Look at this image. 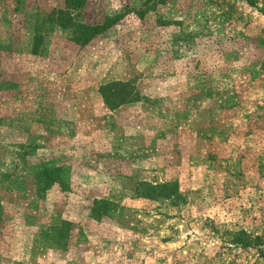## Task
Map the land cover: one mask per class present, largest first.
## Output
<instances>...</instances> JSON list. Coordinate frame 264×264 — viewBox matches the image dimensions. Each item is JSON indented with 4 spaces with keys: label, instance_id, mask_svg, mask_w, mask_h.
<instances>
[{
    "label": "rangeland",
    "instance_id": "1",
    "mask_svg": "<svg viewBox=\"0 0 264 264\" xmlns=\"http://www.w3.org/2000/svg\"><path fill=\"white\" fill-rule=\"evenodd\" d=\"M239 231L264 240V16L0 0V264H264Z\"/></svg>",
    "mask_w": 264,
    "mask_h": 264
},
{
    "label": "trees",
    "instance_id": "2",
    "mask_svg": "<svg viewBox=\"0 0 264 264\" xmlns=\"http://www.w3.org/2000/svg\"><path fill=\"white\" fill-rule=\"evenodd\" d=\"M72 2V4L78 5L81 4L83 0H66ZM152 0H145V3ZM211 2L212 0H203ZM245 2L250 7H254L258 13L264 16V0H241ZM117 18H106L100 24L87 25L83 23L73 22L71 23L72 33H73V42L75 44L84 45L89 42L96 36H99L117 21ZM126 83L113 82L111 84L102 86L100 88V95L103 99L104 104L107 106L115 107L117 104H122L125 101L126 96L124 97ZM49 184H45L44 187H47ZM231 243L243 250L254 249L257 252H262L264 248V240L258 236L252 237L249 234H246L243 231L235 233L231 239Z\"/></svg>",
    "mask_w": 264,
    "mask_h": 264
}]
</instances>
